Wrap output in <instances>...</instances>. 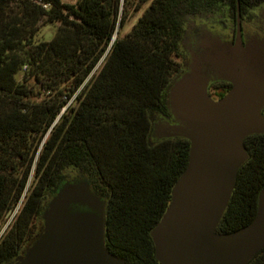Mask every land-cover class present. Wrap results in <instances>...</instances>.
I'll return each mask as SVG.
<instances>
[{
  "label": "trees",
  "instance_id": "obj_1",
  "mask_svg": "<svg viewBox=\"0 0 264 264\" xmlns=\"http://www.w3.org/2000/svg\"><path fill=\"white\" fill-rule=\"evenodd\" d=\"M148 5L132 31L121 29ZM264 0H0V264L37 238L66 183L84 180L106 201V246L127 264H160L151 232L188 167L191 143L154 139L172 117L168 94L188 70L192 24L232 30ZM56 27L51 40L42 29ZM232 85L214 82L221 99ZM264 114V111H263ZM249 160L218 232L256 218L264 189V135L245 140ZM249 264H264L262 250Z\"/></svg>",
  "mask_w": 264,
  "mask_h": 264
},
{
  "label": "water",
  "instance_id": "obj_2",
  "mask_svg": "<svg viewBox=\"0 0 264 264\" xmlns=\"http://www.w3.org/2000/svg\"><path fill=\"white\" fill-rule=\"evenodd\" d=\"M200 48L189 52L187 72L170 87L173 123L154 129L156 140L191 143L188 167L151 232L155 256L160 264H249L264 250V189L249 226L230 234L218 227L249 160L245 140L264 135V38L244 43L239 17L234 42L209 35ZM214 82L232 89L216 101L209 93ZM106 206L86 181L66 183L40 234L12 264H127L107 249Z\"/></svg>",
  "mask_w": 264,
  "mask_h": 264
},
{
  "label": "flooded vegetation",
  "instance_id": "obj_3",
  "mask_svg": "<svg viewBox=\"0 0 264 264\" xmlns=\"http://www.w3.org/2000/svg\"><path fill=\"white\" fill-rule=\"evenodd\" d=\"M241 30L244 43H247L253 38L263 39L264 38V14H258L256 20L250 19L248 22L241 23ZM214 35L220 37L225 42H234L237 37V30L229 29L228 27L218 26V25H198L196 23L192 24L189 28L184 47L186 51H195L197 53L201 52L200 44L203 43L207 36ZM190 58V55H189ZM189 64V63H188ZM218 92L214 93V100H219L217 96ZM164 121H169L173 123L172 117H167L163 119H156L154 124L162 123Z\"/></svg>",
  "mask_w": 264,
  "mask_h": 264
},
{
  "label": "rangeland",
  "instance_id": "obj_4",
  "mask_svg": "<svg viewBox=\"0 0 264 264\" xmlns=\"http://www.w3.org/2000/svg\"><path fill=\"white\" fill-rule=\"evenodd\" d=\"M66 3L71 2V0H64ZM148 8V5L144 7V9L142 11H140L139 13H133L130 18L128 19V21L126 22L125 26L121 29V36H126L127 34H129L133 27L136 25V23L138 22L139 18H141V16L143 15L144 11ZM260 14H264V10H261L259 13ZM57 28L56 27H52V26H47L44 27L42 29V34L44 36V38H46L47 40H51L53 38V36L56 33ZM19 212V207L13 211L11 214H8L5 218V220L0 223V238L7 233V231L9 230V228L12 226V224L15 221V218L17 216Z\"/></svg>",
  "mask_w": 264,
  "mask_h": 264
}]
</instances>
